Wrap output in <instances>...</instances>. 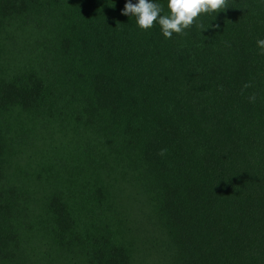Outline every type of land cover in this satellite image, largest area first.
I'll return each instance as SVG.
<instances>
[{"label":"trees","instance_id":"trees-1","mask_svg":"<svg viewBox=\"0 0 264 264\" xmlns=\"http://www.w3.org/2000/svg\"><path fill=\"white\" fill-rule=\"evenodd\" d=\"M124 2L0 0V264H264V0Z\"/></svg>","mask_w":264,"mask_h":264},{"label":"clouds","instance_id":"clouds-1","mask_svg":"<svg viewBox=\"0 0 264 264\" xmlns=\"http://www.w3.org/2000/svg\"><path fill=\"white\" fill-rule=\"evenodd\" d=\"M230 7L228 0H167V14L163 13L162 5L153 2V0H125L121 14L128 17H134L138 27L147 31L157 23L166 39H171L173 34L184 35L186 29H190L197 23L199 18L205 14H217L226 11ZM200 30L207 29L203 23L197 24ZM212 28H218L219 25H211ZM257 46L264 55V39L256 41ZM252 87L250 83L243 85L244 89ZM249 102L256 101V95L253 93L248 97ZM165 150H161L163 155Z\"/></svg>","mask_w":264,"mask_h":264}]
</instances>
